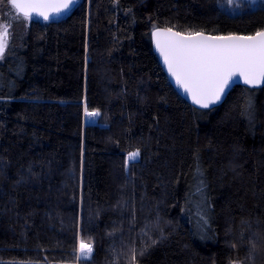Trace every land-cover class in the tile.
I'll return each instance as SVG.
<instances>
[{
  "label": "trees",
  "instance_id": "obj_1",
  "mask_svg": "<svg viewBox=\"0 0 264 264\" xmlns=\"http://www.w3.org/2000/svg\"><path fill=\"white\" fill-rule=\"evenodd\" d=\"M16 15L0 0V264H132V248L138 264H264V87L195 107L152 45L157 26L253 34L264 3L79 0L60 18ZM80 238L93 252L78 261Z\"/></svg>",
  "mask_w": 264,
  "mask_h": 264
},
{
  "label": "snow or ice",
  "instance_id": "obj_2",
  "mask_svg": "<svg viewBox=\"0 0 264 264\" xmlns=\"http://www.w3.org/2000/svg\"><path fill=\"white\" fill-rule=\"evenodd\" d=\"M231 2V0H229ZM16 10L15 19L30 21L33 14L49 20L53 13L59 14L74 3V0H8ZM10 25L0 23V61L5 57L9 47ZM155 47L160 53L168 72L175 82L189 94L192 102L201 108H209L217 104L225 96L226 90L237 81L255 88L264 85V30L250 35H204L203 32H175L172 28L155 27L152 33ZM84 113L88 117H96L98 110ZM241 115L250 123L255 120V108L251 100H246L241 108ZM140 156L136 149L127 154L128 161H135ZM197 176L200 169H196ZM203 180L197 185L201 190ZM206 222V219L205 221ZM152 243H156L155 240ZM147 245L140 250L144 254ZM79 253L76 259H88L93 252V244L79 239ZM132 264L136 261V249L131 250ZM255 251L252 244L250 257ZM231 264H238L233 261Z\"/></svg>",
  "mask_w": 264,
  "mask_h": 264
},
{
  "label": "water",
  "instance_id": "obj_3",
  "mask_svg": "<svg viewBox=\"0 0 264 264\" xmlns=\"http://www.w3.org/2000/svg\"><path fill=\"white\" fill-rule=\"evenodd\" d=\"M78 2H79V0H74V3L69 7V9L62 11V12L59 13V14L53 13V14L51 15V18H50V19L60 18V17H63V16H65V15H67L68 13H70V12L72 11V9H73L74 7L78 4ZM33 16H35V14H33ZM36 17H38V16H36ZM39 18H42V17H39ZM42 19H43V18H42ZM160 28H165V27H160ZM154 30H155V29H154ZM154 30H153V31H154ZM263 30H264V29H263ZM173 31H175V32H179V31H177V30H175V29H173ZM152 33H153V32H152ZM203 33H204V35H206V36H207V35L217 36V35L209 34V33H205V32H203ZM226 35H228V34H226ZM237 35H245V34H237ZM152 45H153V49H154L156 55H157L158 58H159V61H160L161 65H162L163 69L165 70V72H166L168 78L170 79V81L172 82V84L174 85V87L176 88V90H177V91L180 93V95H181L183 98H185L189 103H191V104L194 105L195 107L201 108L200 106H198V105H196V104H194V103L192 102V100H191L189 94H187V93H186V92H185V91H184V90H183V89H182V88H181V87L175 82V79H174V78L171 76V74L168 72V69H167V67H166V65H165V63H164V61H163V59H162L160 53L158 52V50H157L156 47H155V41H154L153 35H152ZM236 85H244V86H247V87H251V86L245 85L242 81H237V82L233 83L229 89L226 90V94H225V96L221 99L220 102H218L217 104L211 105L209 108H201V109H210V108H213V107H216V106L222 104V103L224 102V100L227 98V96H228L229 92L231 91V89H232L234 86H236ZM262 87H264V85H259V86L255 87V88H262Z\"/></svg>",
  "mask_w": 264,
  "mask_h": 264
},
{
  "label": "rangeland",
  "instance_id": "obj_4",
  "mask_svg": "<svg viewBox=\"0 0 264 264\" xmlns=\"http://www.w3.org/2000/svg\"><path fill=\"white\" fill-rule=\"evenodd\" d=\"M232 1V3H233V1L234 0H231ZM253 5H256V4H258V3H264V0H249ZM25 21V20H24ZM31 21V20H30ZM30 21H25V23L26 24H28ZM89 111V110H88ZM98 117V116H97ZM85 118H86V115H85ZM85 121H86V119H85ZM87 122V121H86ZM97 122V121H96ZM88 123V122H87ZM92 255V254H91ZM81 259H84V258H81Z\"/></svg>",
  "mask_w": 264,
  "mask_h": 264
},
{
  "label": "bare ground",
  "instance_id": "obj_5",
  "mask_svg": "<svg viewBox=\"0 0 264 264\" xmlns=\"http://www.w3.org/2000/svg\"><path fill=\"white\" fill-rule=\"evenodd\" d=\"M86 121L88 122V123H96V121H97V116L96 117H88V116H86Z\"/></svg>",
  "mask_w": 264,
  "mask_h": 264
}]
</instances>
